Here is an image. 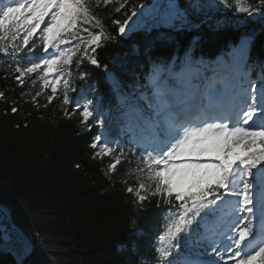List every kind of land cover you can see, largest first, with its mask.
Wrapping results in <instances>:
<instances>
[{
	"label": "snow or ice",
	"instance_id": "1",
	"mask_svg": "<svg viewBox=\"0 0 264 264\" xmlns=\"http://www.w3.org/2000/svg\"><path fill=\"white\" fill-rule=\"evenodd\" d=\"M92 2L11 0L0 7V57L6 58L17 85L23 89L28 78L36 74L43 82L41 91L51 88L43 105L47 107L59 95L56 85L62 84V104L73 105V111H79L86 129L93 126L101 129L90 147L94 159L109 158L104 172L109 179L117 174L118 165L131 164L129 156H135L136 168L129 171L136 175L137 186L128 185L126 179L121 181L128 185L127 193L134 196V209L143 212L146 202L158 197L156 207L163 204L167 213L163 231L153 245L155 255L149 258L150 264H264V77L258 87L246 70L253 36L247 34L241 38L232 63L223 68L224 74L206 85L202 96L207 103L199 98L197 101L179 98L180 90L168 82L172 78L188 87L191 58L187 53L178 72L171 65L154 63L147 74L146 86L152 90L151 97L145 98L151 110L149 115H143L130 96H120L124 115L143 121L139 138L132 126H127L132 136L125 146L118 136L112 137L106 131L108 118L96 101L86 95L82 101L69 96V91H77L71 80L73 66L78 67L86 57L91 65L102 67L92 53L114 39L92 11ZM115 2L116 13L125 9L124 19L113 21L121 36L132 31L129 22L136 23L133 17L138 16L137 7L140 17L153 7L132 5L129 14L128 0ZM216 2L233 6L229 0ZM94 3L96 7L108 6L113 0H94ZM234 6L237 13L264 18V0L255 4L234 0ZM192 8L196 12L201 10L199 0H192ZM157 23L175 31L199 27L175 0H169L168 11ZM34 37L39 41L40 55H36ZM72 39L77 42L72 44ZM67 45L71 46L62 47ZM90 75L79 72L81 91L95 90ZM31 83L34 85L36 80ZM113 86L120 91V81L115 77ZM41 91L34 95L30 90L21 91L20 96L31 95L32 103L40 107L36 98ZM0 99H7L5 91H0ZM11 103V111L16 113V102ZM209 216L214 219L209 221ZM131 223L133 230L142 234L136 228V220ZM194 238L208 241L203 253L195 259L187 251ZM135 247L133 243L130 251ZM203 254L211 258L200 259ZM136 264H144V258H137Z\"/></svg>",
	"mask_w": 264,
	"mask_h": 264
},
{
	"label": "trees",
	"instance_id": "2",
	"mask_svg": "<svg viewBox=\"0 0 264 264\" xmlns=\"http://www.w3.org/2000/svg\"><path fill=\"white\" fill-rule=\"evenodd\" d=\"M151 1L128 0L126 9L130 14L132 5ZM256 2L245 0V3ZM167 3L169 0L163 4L165 8ZM175 3L188 12L189 18L199 24L198 28L172 30L157 23L160 17H140L137 7L138 16L133 17L136 23L129 22L132 31L121 36L113 21L123 20L125 9L116 13L115 0L99 7L94 0L92 2V11L114 39L92 53L102 67L91 65L86 57L78 67L73 66L71 80L77 91H69V96L82 101L86 95L96 101L108 118L106 131L112 137L118 136L125 146H128L126 135L129 132L124 127L129 116L124 115L125 106L121 105L120 96H130L131 102L146 116L149 108L140 100L139 93L148 84L147 74L154 63L169 66L175 59L174 71L178 72L187 53L200 70L201 58L214 60L223 56L231 64L236 55L235 47L243 36L251 34L246 70L256 79L264 76V18L237 13L234 3L232 7L214 8L200 1L198 12L193 10L192 0H175ZM5 4L6 0H0V7ZM80 27L78 24L77 28ZM193 37L198 39L193 40ZM33 39L37 44L36 55H40L39 41L36 37ZM76 42L72 39V44ZM68 46L71 45L64 47ZM82 55L77 53V56ZM0 59L4 60L0 63V91H5L7 97L0 99V213L3 208L7 209L5 216L0 215V236L2 228L10 231L14 226L19 236L27 238L31 245L22 260L9 250L0 249V264H136L137 258H144V264H150L149 258L155 255L153 245L163 231L167 213L163 204L156 207L158 197L146 202L145 211L137 213L134 209V196L127 193L126 187L137 186L136 175L129 171L136 168L135 156H129L131 164L118 165L112 179L106 177L109 158L94 159V150L90 147L101 129L96 126L86 129L81 124L79 111H73V105L62 104V84L56 85L59 95L44 107L51 88L41 91L43 82L32 74L22 89L6 58ZM73 59L75 61L76 56ZM79 72L91 74L94 91L88 88L81 91ZM202 75L201 71L189 75L188 87ZM113 77L120 81L119 92L113 86ZM33 79L36 80L34 85ZM29 90L32 95L41 91L36 98L40 107L32 103L31 95L20 96L21 91ZM12 101L16 102V113L11 111ZM140 126H143L142 120ZM125 179L128 185L121 183ZM133 219L142 234L133 230ZM212 219L214 217H208L209 221ZM13 236L10 231L7 239ZM133 243L136 247L130 251ZM202 247L187 251L197 257L203 253L205 244ZM199 257L211 258L208 254Z\"/></svg>",
	"mask_w": 264,
	"mask_h": 264
},
{
	"label": "rangeland",
	"instance_id": "3",
	"mask_svg": "<svg viewBox=\"0 0 264 264\" xmlns=\"http://www.w3.org/2000/svg\"><path fill=\"white\" fill-rule=\"evenodd\" d=\"M165 1L166 0H152L150 4H146V5H152L153 6L150 11L146 10V12H147L146 16L149 18H152V19L156 18V17H160V20H161L163 18V16L165 15V13L168 11V3H167L166 8L163 5L165 3ZM200 1L204 2V3H209V5L214 7V8L222 5V4L217 3L216 0H199V2ZM10 2H11V0H7V4ZM233 3H234V0H229V4H233ZM222 6L226 7L224 5H222ZM200 63L202 64L201 70L196 66L192 67L190 65V68L187 70V75L194 73V72H197L198 69L202 73H204L207 69H209L211 72L216 73L215 67H213L214 63L222 64L224 66L226 65V62H225L224 58H222V57L218 58L216 61H214L213 64L209 60H206V59H201ZM208 64L210 66H208ZM251 76H252V72H249V78L250 79H251ZM209 77H210L209 75L203 77L202 81L208 80ZM262 77H264V76L261 75L259 80H258L259 81L257 84L258 87H259L260 83L262 82ZM52 78L50 80H52ZM146 95H147L146 93H143L141 95L140 99L144 100L146 98ZM151 95H152V93L149 94L150 97H151ZM6 213H7V209L3 208L0 215L5 216ZM10 231L13 232L14 236L10 240H8L7 238L10 236ZM10 231L6 230L5 228L1 229L0 241H2V240L3 241L0 243V249L9 250L13 254H15L19 260H22L24 258V256L30 252L31 245H30L29 241L27 240V238H22L19 236V233L17 230H15L14 226H12L10 228ZM194 244H195V246L198 247L196 242H194ZM199 246H200V244H199ZM229 264H231V262H229Z\"/></svg>",
	"mask_w": 264,
	"mask_h": 264
}]
</instances>
